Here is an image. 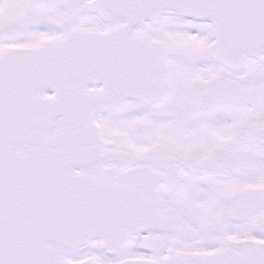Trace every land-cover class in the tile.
<instances>
[{"label":"snow or ice","instance_id":"snow-or-ice-1","mask_svg":"<svg viewBox=\"0 0 264 264\" xmlns=\"http://www.w3.org/2000/svg\"><path fill=\"white\" fill-rule=\"evenodd\" d=\"M0 264H264V0H0Z\"/></svg>","mask_w":264,"mask_h":264}]
</instances>
